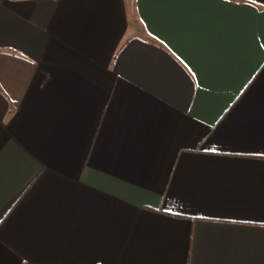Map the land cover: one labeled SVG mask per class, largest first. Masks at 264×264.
Returning a JSON list of instances; mask_svg holds the SVG:
<instances>
[{"label": "crops", "instance_id": "crops-1", "mask_svg": "<svg viewBox=\"0 0 264 264\" xmlns=\"http://www.w3.org/2000/svg\"><path fill=\"white\" fill-rule=\"evenodd\" d=\"M0 264H264V0H0Z\"/></svg>", "mask_w": 264, "mask_h": 264}]
</instances>
